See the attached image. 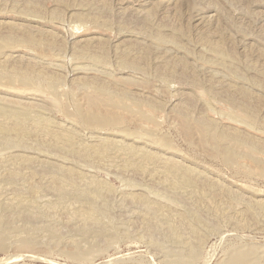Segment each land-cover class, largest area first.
I'll return each instance as SVG.
<instances>
[{"label": "rangeland", "instance_id": "1", "mask_svg": "<svg viewBox=\"0 0 264 264\" xmlns=\"http://www.w3.org/2000/svg\"><path fill=\"white\" fill-rule=\"evenodd\" d=\"M0 46V105L28 122L21 146L0 134V264H168L195 241L189 264H264V0H0ZM98 99L122 119L87 123ZM106 137V155L85 156Z\"/></svg>", "mask_w": 264, "mask_h": 264}, {"label": "bare ground", "instance_id": "2", "mask_svg": "<svg viewBox=\"0 0 264 264\" xmlns=\"http://www.w3.org/2000/svg\"><path fill=\"white\" fill-rule=\"evenodd\" d=\"M52 32V31H51ZM1 47L2 46H0V49H1ZM163 47V46H162ZM13 53V52H12ZM12 53H11V55H12ZM4 54H8L9 55V53H4ZM18 55V54H17ZM4 56V55H3ZM6 56V55H5ZM4 56V57H5ZM14 56V55H13ZM12 56V57H13ZM21 56V55H20ZM8 57V56H7ZM11 56L9 55V58H10ZM11 57V58H12ZM15 57H17V56H15ZM19 57V56H18ZM1 59V58H0ZM13 59H15L14 57H13ZM3 60V59H2ZM4 60H6V59H4ZM3 61H1V63H2ZM5 62V61H4ZM1 63H0V65H1ZM58 63V62H57ZM55 64V63H54ZM126 64L129 66V65H131V66H136L137 64L134 62V61H127L126 62ZM3 65V64H2ZM56 65V64H55ZM58 65V64H57ZM59 66V65H58ZM1 67V66H0ZM130 67V66H129ZM137 67V66H136ZM11 72V75H12V72L13 71H10ZM9 73V72H8ZM15 75H16V73L17 74H19V72H13ZM7 73L6 72H0V77H3L4 75H6ZM21 76L24 78V79H26V80H29V75L27 74V73H22L21 74ZM11 77V76H10ZM13 77V76H12ZM15 78V77H14ZM98 78V77H97ZM13 79V78H12ZM91 79H92V77H91ZM106 79V78H105ZM109 80V79H108ZM88 81H89V79H88ZM22 82H24V81H22ZM101 82V83H100ZM102 82L103 81H99V83H100V85H98V83H97V86H99V87H97L101 92H102V90H111V88L109 87V89H108V87L105 85V84H102ZM95 83V81H94V83H92V84H96ZM91 84V85H92ZM96 87V86H95ZM95 89V88H94ZM113 90V89H112ZM96 91V90H95ZM115 91V90H114ZM33 92V91H32ZM31 92V93H32ZM111 92V91H110ZM113 93V92H112ZM23 94V93H22ZM100 94V93H99ZM32 95V94H31ZM31 95H29V96H31ZM98 95V94H97ZM107 95V94H106ZM26 96H28V94L26 95ZM37 96H38V94H37ZM41 97H43V96H41ZM110 97H112L113 98V96L111 95ZM106 99H107V97H105ZM104 98V99H105ZM102 99V98H101ZM116 99H118V98H116ZM232 99H234V98H232ZM10 101H11V99H10ZM44 101H46V100H44ZM102 101V102H101ZM103 101L104 100H100L99 101V99L98 100H91V107L89 108L90 109V111H87V112H84L83 110H82V115H83V119L88 123V122H91V121H93V118L94 117H97V119L100 121V122H103V123H105V122H111V121H117V120H119V119H122V116H120L119 114H117L116 112H113V110H114V108H113V110H112V106H111V108H108V106H107V104L106 103H103ZM111 101V100H110ZM30 102V101H29ZM74 102V101H73ZM2 103V102H1ZM0 103V104H1ZM16 103H17V101H16ZM19 103H23V101L22 102H18V104ZM26 103V102H25ZM116 103V102H115ZM29 104V103H28ZM32 104V103H31ZM49 104V103H48ZM104 104H105V106H107L106 108H104ZM7 105V104H6ZM6 105H0V109H2V110H8V109H10L11 110V112H10V114L12 115V117H13V119L12 118H7V119H0V134H3L4 136H3V142H5L6 143V145L7 144H9V145H12V146H18L20 143H19V136L21 135V134H24V133H26V128H27V125H26V123H28V122H26V120H27V117H26V114H25V112H20L19 111V109L17 110V108L19 107V106H17V108H10L9 106H6ZM81 105V104H80ZM112 105V104H111ZM27 106H30V105H27ZM133 106V105H132ZM13 107H15V106H13ZM115 107V106H114ZM117 107V106H116ZM116 107H115V109H116ZM134 107V106H133ZM56 108V107H55ZM83 108V107H82ZM74 109H75V107H74ZM77 109H78V107H77ZM86 109V108H85ZM23 111V110H22ZM86 111V110H85ZM115 111V110H114ZM28 112V111H27ZM38 113H39V111H37ZM135 112V111H134ZM38 113H37V116H38ZM41 114H42V112H40ZM79 113V112H78ZM132 113V112H131ZM137 113V112H136ZM143 113V112H142ZM40 114V115H41ZM135 114V113H134ZM138 114V113H137ZM141 114V113H140ZM139 114V115H140ZM144 114V113H143ZM39 115V116H40ZM77 115V114H76ZM79 115V114H78ZM235 115V114H234ZM243 115H245L243 112H242V116ZM36 116V117H37ZM230 116H231V114H230ZM137 117H139V116H137ZM236 117H238L239 118V116H236ZM235 116H234V118H236ZM81 118V117H80ZM237 118V119H238ZM29 119V118H28ZM32 119V118H31ZM40 119V118H39ZM45 119H46V116H45ZM44 119V120H45ZM79 119V118H78ZM231 119H233V118H231ZM240 119V121H241V118H239ZM33 120H34V118H33ZM42 120H43V118H42ZM124 120V119H123ZM236 120V119H235ZM234 120V121H235ZM29 121H32V120H29ZM36 121V122H35ZM37 121H39V122H37ZM200 121V120H199ZM240 121H238V123L240 122ZM32 122H35L36 123V126L41 130V131H43V133L44 132H46V133H51L52 132V134L54 135V139H55V141L57 140V141H64V142H66V144H68L69 146H71V148H72V146L76 143V142H80L81 140H76V138L78 137L77 136V130L74 128V127H72L71 125V127H69V128H66L67 127V125L65 126V128H61V127H59V125H58V128L55 126V128L54 129H50V128H48L41 120H34V121H32ZM237 122V121H236ZM70 123V122H69ZM72 123V122H71ZM86 123V124H87ZM95 123V122H94ZM203 123H204V125H206V126H212V124H214V122L211 120V119H205V120H203ZM241 123V122H240ZM242 124H244V123H242ZM241 124V125H242ZM63 125V124H62ZM65 125V124H64ZM90 125H92V124H90ZM116 125V124H115ZM190 125V124H189ZM35 126V127H36ZM61 126V125H60ZM105 126H106V124H105ZM104 126V127H105ZM117 126V125H116ZM243 126V125H242ZM244 126H246V125H244ZM243 126V127H244ZM37 127H36V129H37ZM49 127H51L50 125H49ZM247 127H249V128H247ZM77 128V127H76ZM236 129H237V127H236ZM238 129H240L239 127H238ZM245 129H250V126L247 124V126H246V128ZM38 130V129H37ZM79 130V129H78ZM202 130H204V127H202ZM39 131V130H38ZM77 131V132H76ZM118 131V130H117ZM125 131V130H124ZM248 131V130H247ZM120 132V131H119ZM122 132H123V130H122ZM121 132V133H122ZM242 132H244V131H242ZM249 132V131H248ZM42 133V132H41ZM45 133V134H46ZM80 133V132H79ZM78 133V134H79ZM250 133V132H249ZM97 135V134H96ZM101 135V134H100ZM120 135V134H119ZM124 135V134H123ZM246 135V134H245ZM243 135V134H235V135H233L232 136V138H233V140L235 141V144L237 145V146H240L241 147V145H243V143H245L246 141H248V138L249 137H247L248 135ZM45 136V135H44ZM51 136V135H50ZM49 136V137H50ZM80 136V135H79ZM102 136V135H101ZM100 136V137H101ZM116 136V135H115ZM134 136V135H133ZM48 137V136H47ZM92 137H94V136H92L91 135V138ZM113 137V136H112ZM123 137V136H122ZM138 137V136H137ZM224 137L226 138L227 137V134H224ZM50 138H52V137H50ZM79 138V137H78ZM105 138V137H104ZM109 138H111V136L109 137ZM118 138V137H117ZM121 138V137H120ZM135 138H136V136H135ZM139 138H141L140 136H139ZM146 138V137H145ZM0 139H2V138H0ZM108 138L106 137V139H103V138H101L100 139V142L97 144V143H95V145L93 146L92 145V143L90 144V145H92L93 147H92V150L91 151H89L88 149V151L89 152H87V154L85 155V156H88V157H97V158H101V156H103L109 149L111 150V142H109V140H107ZM116 139V138H115ZM249 139H251V138H249ZM95 140H97V138L95 139ZM140 140V139H139ZM145 140V139H144ZM1 141V140H0ZM59 141V142H60ZM98 141V140H97ZM111 141V140H110ZM134 141V140H133ZM138 141V140H137ZM143 141V140H142ZM82 142V141H81ZM147 142V141H146ZM61 143V142H60ZM83 144H84V142H82ZM116 143V142H115ZM59 144V143H58ZM86 144V143H85ZM88 144V143H87ZM118 144V143H117ZM68 145H66V146H68ZM245 145V144H244ZM19 146H21V144L19 145ZM65 146V145H64ZM78 146V145H77ZM77 146H74L75 148L77 147ZM114 146H117L116 144L114 145ZM23 148H21V149H24V146H22ZM27 147V146H26ZM83 147V146H82ZM87 147V146H86ZM91 147V146H90ZM130 147V146H129ZM240 147H238L239 149H240ZM246 147V146H245ZM244 147V148H245ZM62 148V147H61ZM68 148V147H67ZM66 148V149H67ZM113 148V147H112ZM115 148H117V147H114L113 148V150L115 149ZM131 148V147H130ZM243 148V147H242ZM78 149H79V147H78ZM82 149V148H81ZM91 149V148H90ZM119 149V148H118ZM117 149V150H118ZM116 150V149H115ZM117 150H116V152H117ZM133 150V149H132ZM9 151V150H8ZM20 151V150H19ZM74 151V150H73ZM76 151V150H75ZM79 151V150H78ZM83 151V150H82ZM85 151V150H84ZM136 151V150H135ZM134 151V152H135ZM247 151H249V150H247ZM255 151V150H254ZM12 152H14V151H12ZM11 152V153H12ZM24 152V151H23ZM242 152V151H241ZM240 152V154L242 155V156H247V157H249V158H251V159H255V156L253 155L254 153H247V154H245L244 152H243V154ZM249 152H251V151H249ZM3 153H5V152H3ZM17 153V152H16ZM29 153H32V152H29ZM76 153V152H75ZM75 153H72V154H75ZM80 152H78V154H79ZM84 153V152H83ZM137 153V152H136ZM141 153V152H140ZM6 155H8V153H5ZM5 154H4V157H5ZM13 154V153H12ZM22 154V153H21ZM20 154V155H21ZM77 154V153H76ZM9 155H11L10 153H9ZM16 155V154H15ZM14 155V156H15ZM27 155V154H26ZM29 155H31V154H29ZM106 155V154H105ZM133 155H137V154H133ZM11 156H13V155H11ZM14 156H13V158H14ZM18 156V155H17ZM32 156H34V155H32ZM74 156V155H73ZM78 156H80V155H78ZM143 156V155H142ZM3 157V156H2ZM16 157V156H15ZM22 157V156H21ZM20 157V158H21ZM111 157V156H110ZM140 157V156H139ZM145 157H146V155H145ZM10 158V160H12L11 159V157H9ZM19 157H18V160L20 159ZM84 158H86L87 159V157H84ZM96 158V159H97ZM106 158V157H105ZM147 158V157H146ZM5 159V158H4ZM23 161H25V162H28L29 161V157L28 156H23L22 158H21ZM21 159H20V162H21ZM81 159V158H80ZM3 160V159H2ZM1 160V156H0V161H2ZM6 160V159H5ZM14 160H15V158H14ZM14 160H12V161H14ZM16 160H17V158H16ZM94 160V159H93ZM98 160V159H97ZM102 160H104L103 159V157H102ZM101 160V161H102ZM7 161V160H6ZM32 161V160H31ZM47 161V160H46ZM99 162H101L100 161V159L98 160ZM10 162V161H9ZM47 163V162H46ZM173 163H175V162H173ZM10 164V163H9ZM22 164V163H21ZM104 164V163H103ZM65 164H63V167H65L64 166ZM70 165V164H69ZM50 166V165H49ZM60 166V165H59ZM177 166V165H176ZM46 167V170L49 168H47V165L45 166ZM44 167V168H45ZM74 167V165L71 167H67V168H65V170H66V172L68 173V174H70L71 176H75V177H77L76 175H79V173L78 172H80V171H82V170H80L79 169V171H76L75 170V168H73ZM167 167V166H166ZM172 166H170V168H171ZM7 168V167H6ZM9 168V167H8ZM58 168V167H57ZM56 168V169H57ZM11 169V168H10ZM54 169V168H53ZM60 169V168H59ZM173 169H175L174 167H173ZM172 169V170H173ZM176 169H177V167H176ZM175 169V170H176ZM179 169V168H178ZM8 170V169H7ZM13 170V169H12ZM78 170V169H77ZM185 170V169H184ZM5 171H6V169H5ZM44 171V170H43ZM51 171H53V170H51ZM61 171V170H60ZM179 171H182V170H180L179 169ZM188 171H190V170H188ZM188 171H186V173H188V174H190ZM19 173V171H10L9 172V177H16V179L18 178L17 176L19 175L18 173ZM50 172V171H49ZM83 172V171H82ZM171 172V171H170ZM176 172H177V170H176ZM184 172V171H183ZM55 173V172H54ZM58 173V172H57ZM65 173V172H64ZM185 173V174H186ZM7 174H8V172H7ZM81 174V173H80ZM84 174H85V172H84ZM83 174V175H84ZM174 174V173H173ZM180 174V173H179ZM11 175V176H10ZM25 175V174H24ZM177 175V174H176ZM182 174H180V176H181ZM1 176V175H0ZM57 176V175H56ZM55 176V178H56V184H55V186H56V188L57 189H59L60 191H65V190H67L68 188L70 189V191L69 192H71V190H79L77 187H76V183L74 182V180L72 179L71 181L69 180L68 182H66V181H63V180H60V179H58L57 177L59 176V174H58V176L56 177ZM82 176V175H81ZM85 176V175H84ZM91 176V175H90ZM93 176V175H92ZM169 176V175H168ZM74 177V178H75ZM87 177V176H86ZM193 177V176H192ZM37 178V177H36ZM66 178H68V177H66ZM65 178V179H66ZM90 178V177H89ZM169 178V177H168ZM171 178H173V177H171ZM39 179V178H38ZM41 179H43V178H41ZM78 179H80V178H78ZM20 180H22V178H20ZM44 180V179H43ZM98 180V179H97ZM186 180H188V179H186ZM207 180V179H206ZM76 181V180H75ZM78 181V180H77ZM81 181H83L82 179H81ZM85 181V180H84ZM89 181H90V183L92 184V186L93 185H95L96 187H98L99 186V182H96L95 180L93 181V179L91 180V179H89ZM180 181H182V180H180ZM102 182V181H101ZM13 183V182H12ZM19 183V182H18ZM18 183L16 184V182H15V185H18ZM29 183V182H28ZM79 183H81L80 181L78 182V184ZM89 183V184H90ZM166 183V182H165ZM30 184V183H29ZM104 184V183H103ZM168 184V183H167ZM18 186H20V185H18ZM25 186V185H24ZM23 186V187H24ZM28 186V185H27ZM26 186V187H27ZM80 187H81V185H79ZM95 186H93L94 188H95ZM168 186V185H167ZM13 187H15V186H13ZM21 187V186H20ZM68 187V188H67ZM85 187V186H84ZM104 187V186H103ZM102 187V188H103ZM109 186H107V188H108ZM169 188H170V186H168ZM174 187H176V188H178L177 186H175L174 185ZM36 188V186H34L33 185V187H32V189H35ZM77 188V189H76ZM87 188V187H86ZM165 188H167V187H165ZM15 189V188H14ZM17 189V188H16ZM171 189H173L172 187H171ZM20 190V189H19ZM22 190V189H21ZM59 190H58V192H59ZM81 190V189H80ZM177 190V189H176ZM23 191V190H22ZM36 191H37V189H36ZM82 191V190H81ZM84 191V190H83ZM97 191H98V189H97ZM96 191V192H97ZM107 191V190H106ZM170 191V190H169ZM13 192V191H12ZM19 192V191H18ZM28 192V191H27ZM34 192H35V190H34ZM33 192V193H34ZM68 192V193H69ZM76 192H78V191H76ZM91 192V190L89 191V193ZM101 192V191H100ZM21 193V192H20ZM23 193V192H22ZM32 193V194H33ZM104 193H106V192H104ZM103 193V194H104ZM109 193V192H108ZM167 193H168V190H167ZM169 193H171V191L169 192ZM175 193V192H174ZM177 193L179 194V192L177 191ZM176 193V194H177ZM29 194V193H28ZM100 194V193H99ZM102 194V193H101ZM172 194V193H171ZM35 195V194H34ZM58 195H60V194H58ZM66 195V194H65ZM78 195H79V193H78ZM92 195V194H91ZM106 195V194H105ZM191 195V194H190ZM19 196V195H18ZM17 196V197H18ZM84 196V195H83ZM92 196H95V195H92ZM15 197V196H14ZM35 197H36V195H35ZM63 199H64V194H63ZM66 197V196H65ZM88 197H90V195L88 196ZM87 197V198H88ZM97 197H100V196H97ZM96 197V198H97ZM177 197H178V195H177ZM9 198V197H8ZM11 198V197H10ZM21 198V197H20ZM19 198V200H21ZM75 198V197H74ZM86 198V197H85ZM95 198V199H96ZM101 198V197H100ZM12 199V198H11ZM58 199H62V198H60V197H58ZM79 199V198H78ZM91 199H92V197H91ZM178 199V198H177ZM10 200V199H9ZM15 200H17V199H15ZM24 200V199H23ZM46 200V199H45ZM50 200V199H49ZM81 200V199H80ZM88 200V199H87ZM179 200V199H178ZM11 201V200H10ZM28 201V200H27ZM82 201V200H81ZM83 201H84V199H83ZM142 201V200H141ZM175 201V200H174ZM15 202V201H14ZM14 202H13V204H14ZM17 202H19V201H16V203ZM25 202V201H24ZM51 202V201H50ZM53 202V201H52ZM94 202H95V200H94ZM49 203V202H48ZM80 203V202H79ZM142 203H144V202H142ZM87 204V203H86ZM100 204V203H99ZM151 204V203H150ZM98 205V204H97ZM153 206V205H152ZM171 206V205H170ZM18 208V207H17ZM100 208V207H99ZM154 208V207H153ZM172 208V207H171ZM15 209H16V207H15ZM79 209V208H78ZM87 209H88V212L90 213V212H92V209H97L96 208V205H91V206H89V204H88V207H87ZM86 209V210H87ZM156 209V208H155ZM158 211V210H157ZM91 214H93L94 215V213H91ZM98 216V215H97ZM183 219V218H182ZM157 225V224H156ZM151 226H152V224H151ZM152 228V227H151ZM168 228H169V226H168ZM156 229V228H155ZM185 229V228H184ZM177 233V232H176ZM171 234V233H170ZM173 235V234H172ZM178 235V234H177ZM184 235V234H183ZM173 236H175V235H173ZM179 236V235H178ZM181 236H182V234H181ZM168 237H169V234H168ZM177 237V236H176ZM168 239V238H167ZM166 239V240H167ZM175 239V238H174ZM185 239V238H184ZM15 240V239H14ZM169 240H170V238H169ZM186 240V239H185ZM173 241V240H172ZM29 242V241H28ZM196 242V241H195ZM195 242H194V245L192 244V247H191V249H190V251L188 252V257H186V256H183V255H180V256H176L175 258H173V259H171L169 262H168V264H189V260H190V257L191 256H193V255H195V254H197L198 253V248H199V243H197V244H195ZM199 242H201V239H199ZM30 243V242H29ZM35 244V243H34ZM38 244V243H37ZM25 245H27V244H25ZM179 245V244H178ZM183 245H184V243H183ZM190 245V244H189ZM156 246V245H155ZM171 246V245H170ZM27 247V246H26ZM172 247V246H171ZM178 247V246H177ZM187 248H188V246H187ZM176 249V248H175ZM167 253H165V255H166ZM175 255V254H174ZM163 256V255H162ZM168 256V255H167ZM173 256V255H172ZM168 258H169V256H168ZM12 259V258H11ZM192 259V258H191ZM6 261V260H5ZM191 261V260H190ZM225 261V260H224ZM229 261V260H228ZM9 262V261H8ZM226 262V261H225ZM231 264V263H230Z\"/></svg>", "mask_w": 264, "mask_h": 264}]
</instances>
